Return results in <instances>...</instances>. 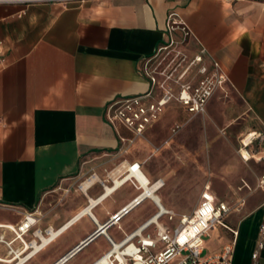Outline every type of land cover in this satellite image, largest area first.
<instances>
[{"label":"crops","instance_id":"obj_1","mask_svg":"<svg viewBox=\"0 0 264 264\" xmlns=\"http://www.w3.org/2000/svg\"><path fill=\"white\" fill-rule=\"evenodd\" d=\"M172 11L191 30L187 51L204 48V63L213 67L214 61L219 62L227 80L207 102L203 127L190 125L155 152L148 137L162 122L169 104L160 120L136 137L125 152L117 130L105 118L106 107L115 98L149 90L143 64L166 41ZM214 121L219 129L242 124L246 131H254L259 144L254 154L262 153L261 0H87L67 6L0 3V223L16 224L34 212L40 216L42 229L63 226L25 264H55L90 236L63 264H73L77 255L102 238L109 248L99 249L102 244L97 242L80 263L92 264L111 248L106 233L120 242L154 215L159 205L176 212L173 220L164 216L174 225L182 214L191 213L207 176L192 167L195 158L191 157L190 138L199 131L201 139L196 144L201 148L205 137L209 144L218 140H214L218 129ZM120 131L132 136L124 126ZM123 160L140 163L151 182H163L154 189L159 202L147 197L123 215L119 224L106 226L140 192L132 182L108 192L112 181L106 180L107 173ZM222 172L225 178L233 177L228 167H222ZM237 177L245 178V172ZM86 180L90 183L84 186ZM149 207L156 211L145 215ZM243 210L238 219L241 224L231 225L238 230L233 264H251L252 253L260 239L264 240L260 232L264 200L246 201ZM102 225L105 231L96 232ZM113 229L122 231V237L117 239ZM226 230L227 243L233 235ZM6 253L7 246L1 243L0 257ZM0 264L9 263L0 260ZM259 264H264V247Z\"/></svg>","mask_w":264,"mask_h":264},{"label":"built area","instance_id":"obj_2","mask_svg":"<svg viewBox=\"0 0 264 264\" xmlns=\"http://www.w3.org/2000/svg\"><path fill=\"white\" fill-rule=\"evenodd\" d=\"M85 1L87 0H0V3H58L67 6L74 2ZM261 1L264 2V0ZM177 31H181L182 35L178 36ZM167 33L166 41L153 55L147 57L143 64V71L150 80L149 90L115 98L106 107L105 118L117 130L121 143L125 146V152L136 137L144 135L149 127L160 120L171 102L177 101L191 114L204 112L216 88L227 80L219 62L214 61L212 70L204 63L206 53L204 48L193 53L192 56L189 55L185 45L191 30L183 20L178 18L175 11L168 15ZM194 66H199V72L203 73V77L198 81ZM120 126L131 131L132 136L122 134ZM116 169L120 172L118 178L121 182L118 186L113 175ZM138 171L142 173L140 163L123 160L107 173L106 180H111L112 186H116L115 189L127 182H132L140 192L115 213L106 226L119 224L122 216L130 209L139 205L145 198L153 197L138 180L136 175ZM162 184L161 180L155 182L149 180L147 185L154 194V189ZM261 185L264 189V174ZM232 209L227 201L218 199L211 186L207 184L196 208L189 214H182L175 225L163 221V218L167 216L169 220H173L177 215L176 212L159 205V210L154 215L139 228L125 235L118 249L116 241L106 234L111 243L110 250L113 252L107 251L92 264H96L102 258H106L103 264H233L238 230L226 222ZM39 220V214L31 212L25 214V217L16 224L0 223V228H3L0 232V244L7 246V253L0 257L1 261L9 264H25L63 230V226L58 229L51 226L42 229L38 226ZM218 227L230 230L233 235L232 240L217 251L204 253L205 236H209L210 231ZM6 229L13 233L12 237L7 236ZM260 232L264 237V219ZM263 247L262 238L258 248L252 253L251 264H259L260 249ZM68 256H64L55 264H63Z\"/></svg>","mask_w":264,"mask_h":264},{"label":"rangeland","instance_id":"obj_3","mask_svg":"<svg viewBox=\"0 0 264 264\" xmlns=\"http://www.w3.org/2000/svg\"><path fill=\"white\" fill-rule=\"evenodd\" d=\"M192 54L193 53L189 52L190 56H192ZM194 67L196 70V80L198 81L203 77V73L199 72V66ZM209 68L212 70V67ZM224 85L225 83L223 85H219L215 92L218 89H223ZM175 88L177 87L175 86ZM211 99L212 96L208 102H210ZM179 104L180 103L177 101L171 102L162 122L155 127L153 132L149 134V137L147 135L154 147L155 152L162 144H165L168 140L176 138L182 134V132L190 125L203 127L205 124L204 113L206 112V109L204 112L198 114H189L183 108H181ZM213 123H215L216 128L219 127L218 123L215 121ZM215 133L216 135L214 140H218L213 141L212 144H209V140L205 139V137L200 141H203V145L205 143V146L201 148L197 145L199 144L197 140L201 139V137H199L200 133L199 131L193 132V137L190 138V140H193V146L190 149L193 153L191 157H194L195 159L194 162L191 161V164L192 167H195V170L198 173L206 174L207 180L204 185L211 184L218 197L228 201L229 205L233 209L229 216H227L226 222L230 226H236L241 224L240 222L238 223V219H240L242 216L244 211L243 206L246 201L255 204L264 200V189L261 185L262 175L264 174L261 172L264 168L262 165V161H264V145L260 155L254 154L255 151H258V135L255 134L254 131H246L242 124L229 126L225 125L222 127V129L218 128L217 132ZM250 133H254L253 139L248 145H245L243 140ZM220 142H223V147L221 148H219L221 146H219ZM243 149H245L250 154L249 159L243 156ZM170 150V154L173 155V150ZM183 153L184 152H182V154ZM186 153H188V151H186ZM155 156L156 155H154V158ZM156 165L157 164L155 163L154 167H156ZM222 167H228V174L233 177L225 178L224 176L227 174L222 172ZM239 172H245V178H238L237 176L240 174ZM155 211L156 209L154 207H149L145 215L153 214ZM144 216L138 217V219H136L130 227L136 226L138 222L144 218ZM163 221H167V218L164 217ZM174 223L175 222L169 221L170 225H174ZM113 231L116 232L115 236L117 239L122 237V231L116 229H113ZM227 237V230L224 227H218L217 229L211 230L210 235L205 236L204 238V253L219 250L226 243L225 238ZM97 242L102 244L99 249L106 250L109 248V244L105 242L104 239L99 238L96 242L77 255L71 262H73V264L82 263L81 261L85 256L84 254L89 252V250L96 248ZM241 245L242 241L240 240V246Z\"/></svg>","mask_w":264,"mask_h":264},{"label":"bare ground","instance_id":"obj_4","mask_svg":"<svg viewBox=\"0 0 264 264\" xmlns=\"http://www.w3.org/2000/svg\"><path fill=\"white\" fill-rule=\"evenodd\" d=\"M253 134L254 133H250V134H248L247 136H246V138L243 140V143L245 144V145H248L250 142H251V140L253 139ZM242 154H243V156L245 157V158H247V159H249L250 158V154L245 150V149H243L242 150ZM136 173V172H135ZM113 174H114V179L116 180L115 182H116V186H118L119 184H120V179L118 178V174H119V171H118V169H116L114 172H113ZM136 175H137V177H138V180L146 187V189H147V191L151 194V196H153L152 198H154L157 202H159V200L157 199V197H156V195H154L151 191H152V189L151 188H149V186L147 185L148 183H149V178L147 177V175L142 171V173H140L139 171L136 173ZM88 183H90V180H88V181H86L85 183H84V186H86ZM116 186L115 187H113V186H110V187H108V192H111V191H113L115 188H116ZM107 194V193H106ZM163 207V206H162ZM164 208V207H163ZM86 211H88V209L86 210ZM71 223V221L66 225V226H68L69 224ZM107 234V233H106ZM54 235V234H53ZM44 240L46 241L47 239L44 237ZM115 244H116V248L118 249L121 245H122V243H120V242H115ZM36 247H38V245H36ZM109 252H113V251H109ZM104 262H106V258H102L99 262H97L96 264H103Z\"/></svg>","mask_w":264,"mask_h":264},{"label":"water","instance_id":"obj_5","mask_svg":"<svg viewBox=\"0 0 264 264\" xmlns=\"http://www.w3.org/2000/svg\"><path fill=\"white\" fill-rule=\"evenodd\" d=\"M103 230H105L104 225H102L101 227H99L98 230H97L96 232H101V231H103ZM90 240H91V236H90V238H88V239L86 240V242H84L83 244H80V246H78V247L74 250V252H73L71 255L68 256V258H69L70 256H72L75 252H77L79 249H81L83 246H85ZM68 258H67V259H68Z\"/></svg>","mask_w":264,"mask_h":264}]
</instances>
